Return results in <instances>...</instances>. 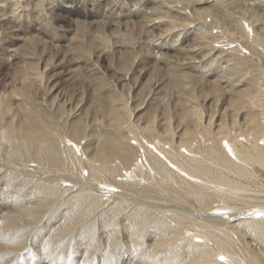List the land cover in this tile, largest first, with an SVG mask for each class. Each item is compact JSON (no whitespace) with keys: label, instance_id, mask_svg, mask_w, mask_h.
<instances>
[{"label":"rangeland","instance_id":"rangeland-1","mask_svg":"<svg viewBox=\"0 0 264 264\" xmlns=\"http://www.w3.org/2000/svg\"><path fill=\"white\" fill-rule=\"evenodd\" d=\"M33 1L20 0L12 12L6 10L11 1L0 0V147L16 150L19 139L9 145L5 135L33 120L50 152L30 145L25 149L34 158H0V198L11 194L41 200L34 205L45 208L38 222L14 226L17 245L9 249L4 244L0 264H258L253 258L264 253L262 229L251 230L255 238L234 214L264 206L260 199L254 205L247 199L264 195V100H252L254 105L248 96L264 89V18L253 15L264 14V0H112L105 11L94 10L96 16L82 7L91 0ZM205 7L212 12L198 16ZM123 11H132L131 16L124 18ZM12 13L28 16L10 23ZM37 71L40 80L32 75ZM245 96L239 119L255 117L260 124L253 133L256 140L262 138L256 150L249 146L252 133L246 126L236 125L225 136L218 128L222 122L231 124ZM198 112L205 125L212 119L209 134H192V147L180 150L177 139L187 129L196 131L193 114ZM169 122L175 141L163 134ZM149 123L152 131L144 130ZM234 146L237 157L229 152ZM41 153L50 161H38ZM103 154L108 160L91 162ZM153 159L166 165L149 175ZM91 164L103 171L94 175ZM91 179L107 185L95 187ZM197 181L221 184L227 191L200 188ZM102 188L109 192L105 195ZM48 190L52 198L44 202ZM111 191L124 194L115 198ZM76 197L88 204L64 233L52 237ZM200 207L221 213L200 218ZM103 217L110 219V227L102 225ZM214 227L231 234L240 228L242 234L235 235L232 249H220L206 237Z\"/></svg>","mask_w":264,"mask_h":264},{"label":"bare ground","instance_id":"bare-ground-1","mask_svg":"<svg viewBox=\"0 0 264 264\" xmlns=\"http://www.w3.org/2000/svg\"><path fill=\"white\" fill-rule=\"evenodd\" d=\"M6 1V0H5ZM11 1V3H9V5H10V9H6V10H9V11H11V10H13L12 12H14L15 10H17V7H18V5H19V1L20 0H10ZM34 1H37V3L38 4H40V2H41V0H34ZM33 1V2H34ZM66 1L67 0H61V2H63V3H66ZM72 2H71V4L72 3H74V2H76V3H78V1H82V0H71ZM84 1V0H83ZM153 1V0H152ZM156 1V0H155ZM172 1V0H171ZM208 1V0H207ZM9 2V1H8ZM50 2H52V1H50ZM56 2V1H55ZM85 2V1H84ZM112 2V0H100L99 2H98V0H91L88 4H85V5H83L82 7L85 9V10H87L88 11V13L89 14H92L91 16H96L97 14H93L94 13V10H98V11H103L104 10V8H105V6L106 5H109V7H110V3ZM154 2V1H153ZM162 2V1H161ZM173 2V1H172ZM205 2V1H204ZM36 3V4H37ZM43 3V2H42ZM99 3V4H98ZM169 3H171V2H169ZM212 3V2H211ZM98 4V5H97ZM156 4V3H155ZM206 4V3H205ZM65 5V4H64ZM70 5V4H69ZM118 5V4H117ZM130 5V4H129ZM146 5V4H145ZM176 5V4H175ZM188 5V4H187ZM2 6H3V8H6V5H4V4H2ZM38 6V5H37ZM55 6V5H54ZM161 6H163V8H165V9H167L168 8V5H166V4H161ZM174 6V5H173ZM26 7H30V5H26ZM114 7V6H113ZM134 7V6H133ZM154 7V6H153ZM213 7V6H212ZM264 7V6H263ZM22 8V7H21ZM36 8V7H35ZM151 8V7H150ZM160 8H162V7H160ZM174 8V7H173ZM176 8V7H175ZM113 9V8H112ZM138 9V8H137ZM149 9V8H148ZM155 9H157L156 7H155ZM169 9H171V7L169 6ZM39 10V9H38ZM121 10H123V9H121ZM152 11L154 10V9H151ZM105 11V10H104ZM111 11V10H110ZM110 11L108 12V8H107V13L106 14H108V15H110L109 13H110ZM135 11V10H134ZM141 11V10H140ZM170 11V10H169ZM26 12H29L27 9H24V13H26ZM41 12H43V11H41ZM40 12V13H41ZM113 12V11H112ZM123 12H126L127 13V15H124V18L126 17V16H131V15H129V13H131L130 11H123ZM161 12H163V11H161ZM165 12V11H164ZM163 12V13H164ZM212 11L208 8V7H205V8H202V9H199V10H197V15L198 16H205V15H207V14H210ZM33 13H35V11H33ZM105 13V12H104ZM115 13H117V12H115ZM119 13V12H118ZM137 13H138V11H137ZM149 13V12H148ZM243 13H245L244 11H243ZM5 15L4 16H7V15H9V12H7V13H4ZM7 14V15H6ZM11 14V13H10ZM32 14V13H31ZM44 14V13H43ZM136 14V13H135ZM179 14H180V12H179ZM3 15V14H2ZM118 15V14H117ZM133 15V14H132ZM147 15V14H146ZM161 15H163V14H161ZM167 15V14H166ZM254 15V17L255 18H257V19H263L264 18V14H260V13H254L253 14ZM22 17H24V16H28V15H26V14H23V15H21ZM20 16V17H21ZM33 16V15H32ZM40 16V15H39ZM41 16H42V14H41ZM47 16V15H46ZM56 16V15H55ZM81 16V15H80ZM148 16H149V14H148ZM153 16V15H152ZM19 14L18 15H15L14 13H12V15H10V18H8L9 19V21L8 22H10V23H13L14 21L16 22V20H18L19 18ZM50 17V16H49ZM118 17V16H117ZM116 17V18H117ZM157 17V16H156ZM167 17V16H166ZM29 18V17H28ZM97 18V17H96ZM119 18V17H118ZM155 18V17H154ZM200 18V17H199ZM213 18V17H212ZM7 19V20H8ZM126 19H127V17H126ZM169 19V18H168ZM25 20V19H24ZM100 20V19H99ZM107 20V19H106ZM125 20V19H124ZM147 20H148V18H147ZM162 20H163V18H162ZM165 20V19H164ZM171 20V19H170ZM190 20V19H189ZM28 21V20H27ZM30 21V20H29ZM120 21V20H119ZM132 21V20H131ZM130 21V22H131ZM153 21V23L155 22L154 20H151V22ZM215 21V20H214ZM25 22V21H24ZM59 22V21H58ZM86 22V21H85ZM101 22V21H100ZM143 22V21H142ZM162 22H164V21H162ZM245 22V21H244ZM77 23H79L78 21H77ZM113 23H115V22H113ZM119 23V22H118ZM132 23V22H131ZM138 23V22H137ZM171 23H177L176 22V20H175V22L172 20L171 21ZM218 23V22H217ZM264 23V22H263ZM18 24V23H17ZM86 24V23H85ZM88 24V23H87ZM108 24H110V23H108ZM116 24V23H115ZM135 24V23H134ZM220 24V23H219ZM246 24V23H245ZM262 24V23H261ZM20 25V24H19ZM78 25V24H77ZM102 25V24H101ZM152 25V24H151ZM160 25V24H159ZM158 25V28L157 29H159V27L160 28H162L161 26H159ZM165 25V24H164ZM9 26V25H8ZM152 26H154V25H152ZM263 26V25H262ZM22 27V26H21ZM127 27V26H126ZM165 27H166V25H165ZM216 27H220V26H217L216 25ZM155 28V27H154ZM214 28V27H213ZM140 29V28H139ZM148 29V28H147ZM162 29H164V28H162ZM220 29V28H219ZM126 30V29H125ZM150 30H152V29H150ZM155 30H156V28H155ZM159 31V30H158ZM165 31H166V29H165ZM168 32L169 31H172L171 29L170 30H167ZM230 32V31H229ZM127 33V32H126ZM163 33V32H162ZM224 33V32H223ZM160 34V33H159ZM164 34V33H163ZM227 34V33H226ZM88 35V34H87ZM161 35V34H160ZM228 35V34H227ZM234 35V34H233ZM162 36V35H161ZM159 37V36H158ZM165 37H166V35H165ZM84 45V44H83ZM82 45V46H83ZM26 47H27V45H26ZM160 47V46H159ZM89 49V48H88ZM162 49V48H161ZM23 50H24V48H23ZM22 50V51H23ZM86 50V49H85ZM84 50V51H85ZM18 51V50H17ZM16 51V52H17ZM25 52V51H24ZM72 52V51H71ZM13 55V54H12ZM68 59V58H67ZM2 61V60H1ZM75 61V60H74ZM69 66V65H68ZM74 67V66H73ZM20 68V67H19ZM72 70V69H71ZM39 71V70H38ZM37 71V73L36 72H33V74L32 75H36V80H40V79H42V73H40V72H38ZM20 73H21V71H20ZM227 73V72H226ZM72 74V73H71ZM224 76V75H223ZM30 77V76H29ZM227 78V77H226ZM225 81V80H224ZM258 93L260 94V95H258ZM249 97H250V101L252 102V100L253 101H255V103H258V100H260V101H263L264 100V89H260L259 90V92L258 91H256L255 92V94H252L251 96L250 95H248ZM248 96H245V97H242V102L240 101L239 102V104L237 105L238 107H235L234 109H235V111L237 112V115H236V112L233 114V120L232 121H230L231 122V124H228V123H224V122H222L221 124H220V127H218L219 129H220V134H222L224 131H227L228 129H231L232 128V131H233V127H235L236 125L238 126H241V127H245L246 126V129H248L249 130V132L250 133H252L250 136H251V139L250 140H248V137H247V140L249 141V143H250V145L249 146H253V149L254 150H256L257 148H259V144H260V141H262V138H260V139H258V140H256L257 139V137H258V134H253L254 132H256V130H257V127H259V125L261 124V126H262V129L264 128V126H263V120H261V121H263V122H261L259 125H258V123L257 124H255L256 123V119H255V117H248V118H246V119H244L243 120V122L239 119V114H240V108L241 107H243L242 106V104L243 105H245L246 104V99H247V97ZM240 98V97H239ZM248 102H249V100H248ZM237 103V101L236 100H234V102H233V104H236ZM253 103V102H252ZM254 104V103H253ZM260 104V103H259ZM255 105V104H254ZM261 106V105H260ZM252 108H254V107H252ZM260 108V107H259ZM60 110V109H59ZM227 110V109H226ZM196 112V111H195ZM230 113V112H229ZM232 113H233V111H232ZM192 114V113H191ZM199 114V115H198ZM198 116L196 115V113H194L193 115V117H195V122H196V131H194V133H192V131L190 130V129H187L177 140H179V142L178 141H176V142H178L177 143V145H178V148L181 150V149H183L184 147H189V148H191L192 146H191V143L192 142H190L191 140H190V136L193 134V135H195V138H198L199 136L201 137L204 133H207V134H209L208 133V130H209V128H210V125L212 124V119L208 122V124L206 123V125L204 124V122H203V117H201L200 116V113L198 112ZM202 114V113H201ZM226 111H223V118L225 117L226 118ZM242 118V117H241ZM260 119H262V117L260 118ZM99 121V120H98ZM229 122V121H228ZM155 122L153 121L151 124H154ZM172 123V122H171ZM167 125H168V127H167V129L165 130V131H163V134H165V136H170V137H172L173 138V141H175L174 140V138H175V133H174V129H173V127L171 126V124H170V122L169 123H167ZM219 125V124H218ZM231 126V127H230ZM152 127L153 126H151L150 125V123H149V125H146V126H144L143 128H144V130H150V131H152L151 129H152ZM200 131H204V133L202 132H200ZM230 131V130H229ZM80 132V129H79V127H78V129H77V133H79ZM200 132V133H199ZM231 132V131H230ZM42 131H39V129H38V127H37V125L33 122V120H29L27 123H25L22 127H20V128H18V129H16L14 132L13 131H9L8 132V134L7 135H5L6 136V138H5V142L7 143V144H11V142H12V140H14V139H19V141H20V143H19V145H16V142H14L15 143V145L16 146H18L17 148L15 147L14 149H16V150H13V149H10V148H8V147H0V152H1V154L3 155H1L0 154V158L2 159V157H3V161H4V159L5 158H9V160L11 159V160H14V161H19V162H21L22 160H24V159H31V158H34V155H33V151H26V146L27 147H29V148H31L32 146L33 147H35L36 149H40V147L42 148V149H44L45 151H48V152H50L49 150H48V148L44 145V143L42 142V140H45V139H43V136H42ZM38 134V135H37ZM162 134V135H163ZM199 134V135H198ZM201 134V135H200ZM206 134V135H207ZM223 136H225V134H222ZM160 136V135H159ZM164 136V135H163ZM162 136V137H163ZM229 136V135H228ZM238 136H243V134H239ZM161 137V136H160ZM166 137V138H167ZM236 137V136H235ZM263 137H264V130H263ZM163 138H165V137H163ZM194 138V139H195ZM240 137H236V141L238 142ZM225 139V138H224ZM228 140V139H227ZM222 141V140H221ZM230 141V140H229ZM26 142V143H25ZM247 142V141H246ZM27 143H29V144H27ZM232 143H234V142H232ZM17 144H18V142H17ZM230 144H231V142H230ZM12 145V144H11ZM30 145H32L31 147H30ZM236 145V144H235ZM105 146H107V145H105ZM230 146V145H229ZM231 146H233V145H231ZM242 147H243V149H244V146L243 145H241ZM240 146V147H241ZM262 146V145H261ZM108 148V147H107ZM227 148V147H226ZM41 149V150H42ZM184 149H186V148H184ZM229 149V148H228ZM237 148H236V146H234V148H231V151L229 150V152H232V155H234L235 157H237V151L238 150H236ZM31 150V149H30ZM105 150V149H104ZM112 150V149H111ZM240 150H242V149H240ZM188 151V150H187ZM260 151V150H259ZM258 151V152H259ZM239 152V151H238ZM252 152V151H251ZM162 153V152H161ZM249 153V152H248ZM158 155V154H157ZM231 155V156H232ZM128 156H126L125 157V159L127 158ZM161 158H163L164 159V157H166L167 158V156H160ZM160 157H158V158H160ZM234 157V158H235ZM160 158V159H161ZM52 159V158H51ZM108 160V155L106 156V154H103V155H100L99 156V158H95V160L94 159H91V162H93V164L95 163V162H104V161H106V160ZM174 159V158H173ZM238 159V158H237ZM7 160V159H6ZM40 160V162H41V160H48V161H50V158H49V156H47L46 155V153L44 154V153H41V154H39V156H38V161ZM13 161V162H14ZM53 161H56V159L53 157ZM125 161V160H124ZM162 161V160H161ZM161 161H159V160H156V159H153V161H152V165L153 166H151L150 165V167H149V175H151L152 173H153V171H155V170H159L160 168H161V171H162V169H164V167L162 168V166H164L163 164H165V163H162ZM174 161V160H173ZM172 161V162H173ZM237 161V160H236ZM45 162V161H44ZM163 162H166V161H163ZM239 162V161H238ZM248 162V161H247ZM252 162H253V160H252ZM263 162H264V154H263ZM7 163H10V162H7ZM93 164H91L92 165V171H93V174L94 175H97L98 173L96 172V170H99V171H103V168L101 167H97V168H95L96 166L95 165H93ZM172 164V163H171ZM247 164V163H246ZM166 165V164H165ZM175 165V164H174ZM244 165H245V163H244ZM95 166V167H94ZM99 166V165H98ZM168 166V165H167ZM3 168H4V166H2ZM176 167V166H175ZM177 169H178V171L181 169V168H179V166H177L176 167ZM135 169H137V168H135ZM134 171V170H133ZM160 171V170H159ZM179 173V172H178ZM155 174H156V171H155ZM135 175V174H134ZM157 175H158V171H157ZM136 176V175H135ZM127 177H129L128 175H127ZM187 177V176H186ZM188 177H190L189 175H188ZM187 177V178H188ZM162 178V177H161ZM46 180H47V182L48 183H53V181L54 180H52L51 178H49V177H47L46 178ZM91 180H93V181H95V183L96 184H94L95 185V187H97V184L98 183H103L104 184V186L105 185H107L105 182H99V181H96V180H94V179H91ZM137 182V181H136ZM197 183L199 184V187L200 188H207V189H214V191L215 192H217V193H224L223 191H227L226 189H225V187H223L221 184H214V183H212V182H202V181H197ZM122 184V183H121ZM75 185H77V184H75ZM88 186H92V185H88ZM126 186V185H125ZM129 186V185H128ZM89 187V188H90ZM94 187V188H95ZM104 188V187H103ZM102 188V190H103V193L105 194V193H108L109 192V190L107 191V188L106 189H103ZM2 189H4V188H2ZM101 189V188H100ZM102 190H98V191H101L102 192ZM112 190V189H111ZM124 190V189H123ZM5 191V190H4ZM112 191H114V190H112ZM111 191V192H112ZM123 192V191H122ZM215 192H214V194H215ZM113 193V196H115V198L116 197H120L122 194H124V193H121V192H112ZM235 193H238V195L239 194H242V192L240 193V192H236L235 191ZM262 193H264V192H261V194ZM11 194H7V195H1V198H0V202L1 201H3V205L2 204H0V214L2 215H0L3 219V223L1 224L0 223V250H2L3 248H4V244L5 243H7L8 245H6L9 249H13L14 248V244H16L17 243V240L15 239V237H14V235L12 234L13 232V228H15L16 226H24V225H31L32 223H36V222H38L39 220H40V218H41V215L43 214L42 213V210L45 208V207H41V205H37V206H35L34 204L35 203H41V200H39V201H37V202H35V201H32V200H30V199H28V198H22V199H18V197L17 196H10ZM46 195H48L47 196V198L46 199H44V202H46V201H48L49 199L51 200V198H52V191H50V190H48V192H46ZM106 195V194H105ZM205 195V194H204ZM212 195V194H211ZM124 196H126V198L125 199H127V198H129L130 196H128V195H124ZM207 196V195H206ZM210 200H212V198L210 197V196H207ZM246 197H248V196H246ZM226 199V198H225ZM228 199V198H227ZM234 199V198H233ZM235 199H238L239 200V198H235ZM247 199H249V200H252V203H253V205H254V202L253 201H256L255 199H260V204L262 203V204H264V195H250L249 196V198H247ZM72 200V206H70V207H68V209L66 210V212H64L63 213V215H62V217L61 218H59L58 220H57V227H56V229H54V231L50 234V235H52V237H54L55 236V234L56 235H59V233L60 232H65L66 231V227L69 225V223L71 222L72 223V221L71 220H73V219H77L79 216V212H80V209L85 205V203H86V199L85 198H78V197H76V198H74V199H71ZM70 200V201H71ZM88 202V201H87ZM257 202V201H256ZM53 204H55L54 202H53ZM86 204H88V203H86ZM257 204V203H256ZM14 205H16V209H15V212L14 213H11V210L14 208ZM229 207H230V205H229ZM228 207V208H229ZM246 207V206H245ZM248 207H251L252 208V206H249L248 205ZM260 207V208H259ZM85 208V207H84ZM88 208V207H87ZM231 208V207H230ZM229 208V209H230ZM247 208V207H246ZM242 209V211H240V212H238V213H236V214H234V218H237L238 219V217L240 218L239 220H237V221H241V223L239 224L240 225V227L242 228V229H244L245 227L247 228V227H250L251 229H248L247 231H248V233H251V234H253V236L256 238V233L255 232H253V231H251V230H259L260 231V229H258V228H256V227H260L261 229H262V231H261V233H262V235L264 236V206H255V210L252 212V211H250L249 209ZM250 208V209H251ZM161 209V208H160ZM200 209L201 210H198L197 211V213L199 214V216H200V218H203V217H206V215L208 214V216L209 215H211V214H217L218 212H220V209H218L217 208V210L214 212V211H212V212H210L211 210H212V208L211 209H208V210H206L205 209V207H200ZM6 211V212H4L3 213V211ZM36 210H38V211H36ZM163 210V209H162ZM227 211H228V209H226ZM44 211V210H43ZM235 210H232V211H230V214H232L233 215V212H234ZM256 211V212H255ZM168 212H170V211H168ZM232 212V213H231ZM221 213V212H220ZM105 215V214H104ZM112 215V214H111ZM106 216V215H105ZM80 217H81V215H80ZM215 217H217V216H215ZM43 218V217H42ZM230 218V217H229ZM56 219V218H55ZM11 220H18V222H19V224H17L16 223V225H13L12 223H10V221ZM228 220V219H227ZM1 221V220H0ZM262 222L261 224H257V222ZM102 225L104 226V227H110V219L108 220V219H105L104 217H103V219H102ZM131 222H132V219H131ZM248 222H249V224L250 223H252V222H256V225L254 224H250V225H247L248 224ZM133 223V222H132ZM38 224V223H37ZM49 225V224H48ZM202 225V224H201ZM15 226V227H14ZM253 226V227H252ZM17 228V227H16ZM21 228V227H20ZM206 228V227H205ZM210 228V227H209ZM106 229V228H105ZM141 229V227L140 228H137V229H135L136 231H138V230H140ZM159 229V228H158ZM227 229H229V228H227ZM236 229V228H235ZM67 230H68V228H67ZM155 230V229H154ZM160 230V229H159ZM225 231H222V229H220L219 227H214L213 229H210L209 231H210V233L208 234L207 233V235H206V237L207 236H210L209 238H212L213 239V241H217V244H218V246L220 247V249H224V248H229V249H232L233 247H234V244H236L235 243V235H240V234H242L241 233V230H240V228H237L236 229V231L238 230L239 231V233H234V232H232L233 234H231L228 230H226V229H224ZM230 230V229H229ZM231 230H232V228H231ZM230 230V231H231ZM109 232H110V230H108ZM204 231V230H203ZM228 231V232H227ZM233 231H235V230H233ZM235 231V232H236ZM112 232V231H111ZM130 232V231H129ZM135 232V231H134ZM152 232H154V231H152ZM161 232V231H160ZM225 232V233H224ZM128 233V232H127ZM227 233V234H226ZM248 233L246 232V234L248 235ZM93 234V233H92ZM111 234V233H110ZM130 234V233H129ZM104 235H105V233H104ZM152 235V234H151ZM129 236V235H128ZM156 237V236H155ZM246 237V236H245ZM11 238V239H10ZM194 238L195 239H201V240H203V241H205V239L206 238H204V237H202V236H199V235H195L194 236ZM208 238V237H207ZM244 238V237H243ZM10 239V241H8ZM156 239V238H155ZM92 240V237L89 239V241H91ZM236 240H237V242L238 243H240V241H239V238H236ZM8 241V242H7ZM243 241V240H242ZM241 241V242H242ZM105 242V241H104ZM209 242H210V240H209ZM208 242V243H209ZM212 243V242H211ZM157 244H159V243H157ZM17 245V244H16ZM108 245V244H107ZM240 245H242V244H240ZM236 246H238V245H236ZM3 247V248H2ZM6 247V248H7ZM105 247V246H104ZM245 248H246V246H244ZM44 249H43V251L45 252V253H47L49 250H48V246H47V243H46V245H44V247H43ZM18 249V248H17ZM154 249V248H153ZM244 249V248H243ZM250 249V248H249ZM19 250V249H18ZM226 250H228V249H226ZM237 250V249H236ZM11 251H14V250H11ZM47 251V252H46ZM15 253H19L20 251H14ZM30 252V251H29ZM221 253V252H220ZM31 254V253H30ZM253 255L255 254V252L254 253H252ZM5 257H7V256H5ZM56 257V256H55ZM110 257V256H109ZM87 258V257H86ZM50 259H51V257H50ZM54 259V258H53ZM58 259V258H57ZM59 260V259H58ZM103 261V260H102ZM253 262H257L258 264H264V253L260 256V255H257L256 257L254 256V258H253ZM58 264V263H57ZM139 264V263H138Z\"/></svg>","mask_w":264,"mask_h":264}]
</instances>
